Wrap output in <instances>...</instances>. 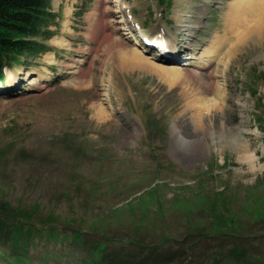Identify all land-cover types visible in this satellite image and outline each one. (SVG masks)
Instances as JSON below:
<instances>
[{
	"label": "rangeland",
	"instance_id": "obj_1",
	"mask_svg": "<svg viewBox=\"0 0 264 264\" xmlns=\"http://www.w3.org/2000/svg\"><path fill=\"white\" fill-rule=\"evenodd\" d=\"M51 5V51L0 81V214H31L0 264L13 233L24 264H264V0Z\"/></svg>",
	"mask_w": 264,
	"mask_h": 264
},
{
	"label": "trees",
	"instance_id": "obj_2",
	"mask_svg": "<svg viewBox=\"0 0 264 264\" xmlns=\"http://www.w3.org/2000/svg\"><path fill=\"white\" fill-rule=\"evenodd\" d=\"M56 17L51 11V0H0V77L4 69L12 67L14 63H24L22 57L35 59L52 49L47 42L54 36L51 27L56 25ZM29 218L31 214L27 212H2L0 231H5L7 227L11 232L14 229L19 232L20 224ZM48 229L50 236L54 230ZM27 232H32V229ZM75 235L79 236V233L75 232ZM15 237L16 233H13L10 249L3 248L2 258L8 264H24L26 251L22 248L29 240L21 242Z\"/></svg>",
	"mask_w": 264,
	"mask_h": 264
},
{
	"label": "bare ground",
	"instance_id": "obj_3",
	"mask_svg": "<svg viewBox=\"0 0 264 264\" xmlns=\"http://www.w3.org/2000/svg\"><path fill=\"white\" fill-rule=\"evenodd\" d=\"M114 2H118V0H114ZM112 12L113 13H120L121 11L118 9V8H115L114 10H112ZM264 13V11H262L261 10V13ZM127 17H130V16H128L127 15ZM126 17V18H127ZM259 17V20L260 21H264V16H262V15H260V16H258ZM260 17H261V19H260ZM127 19H129V18H127ZM259 21V22H260ZM262 21V22H263ZM124 29V28H123ZM125 30H127V29H125ZM145 35V36H144ZM144 35H139V36H141L142 37V41L145 43L146 41H148V42H150L152 45H157V44H160V47L159 48H163V51L165 52V51H167L168 52V47H167V45H165V44H163L164 42L166 43L170 38L169 37H167V35H165L164 33H160V34H155V33H151L150 31H148V32H146ZM260 36V35H259ZM262 37L259 39V40H257L256 41V43L258 44V46H259V48L261 47V48H264V34L263 35H261ZM134 46H135V48L137 49V48H139V47H137L136 45H138L139 44V41L138 40H134ZM117 46V45H116ZM136 49H133V50H136ZM175 50V49H174ZM140 51V54L142 53L143 54V52H144V49H141V50H139ZM170 51V53H171V49L169 50ZM166 52V53H167ZM144 55V54H143ZM162 56H163V54H162ZM128 58V57H127ZM146 58H148V59H150V60H152L153 62H156V64H157V67L155 66V70H161V69H165V68H174V69H176L175 67L177 66H172V67H169V64L167 65H161V63H158L159 61H157L158 59L157 58H155V57H153V56H146ZM200 58H198V60H199ZM161 60V59H160ZM163 60V59H162ZM176 62H182L180 59H177L176 60ZM159 64V65H158ZM179 64V63H178ZM122 65V64H121ZM170 65H172V64H170ZM193 66H195V67H198L199 65H193ZM205 67H207L206 65H204V67L203 68H205ZM178 68V70H179V67H177ZM153 70V69H152ZM173 70V69H172ZM155 73H158V71L157 72H155ZM7 76H8V79H9V81H14L16 78H15V76H14V74H13V72H7ZM33 81L34 80H31L30 82L31 83H33ZM12 84H13V82H12ZM173 133L175 134V140H176V143L179 145V146H184V148L185 149H192L191 148V146L192 145H199V143H197V140H196V142H190V141H187L184 137H183V134L177 129V128H174L173 127ZM195 143V144H194ZM196 147V146H195ZM236 147H237V149L242 153V158H244V160L245 161H248V162H251V169H250V171L251 172H254V171H256L257 170V166H256V164H254L253 163V161H254V159H255V154L254 153H252V152H250L249 151V149H248V147L246 146V145H244V143L242 142H237L236 143Z\"/></svg>",
	"mask_w": 264,
	"mask_h": 264
}]
</instances>
